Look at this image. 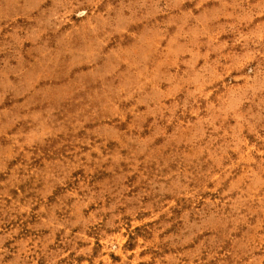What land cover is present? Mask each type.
<instances>
[{
    "label": "rangeland",
    "instance_id": "374dc122",
    "mask_svg": "<svg viewBox=\"0 0 264 264\" xmlns=\"http://www.w3.org/2000/svg\"><path fill=\"white\" fill-rule=\"evenodd\" d=\"M0 264H264V0H0Z\"/></svg>",
    "mask_w": 264,
    "mask_h": 264
}]
</instances>
